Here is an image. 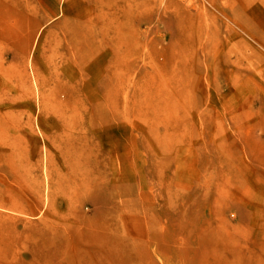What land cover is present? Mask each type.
<instances>
[{"label":"rangeland","instance_id":"374dc122","mask_svg":"<svg viewBox=\"0 0 264 264\" xmlns=\"http://www.w3.org/2000/svg\"><path fill=\"white\" fill-rule=\"evenodd\" d=\"M0 264H264V0H0Z\"/></svg>","mask_w":264,"mask_h":264}]
</instances>
